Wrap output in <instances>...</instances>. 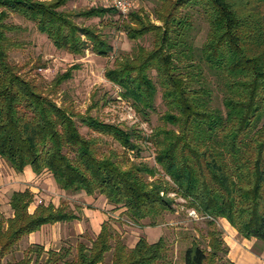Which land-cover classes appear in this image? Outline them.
<instances>
[{
  "label": "trees",
  "instance_id": "trees-1",
  "mask_svg": "<svg viewBox=\"0 0 264 264\" xmlns=\"http://www.w3.org/2000/svg\"><path fill=\"white\" fill-rule=\"evenodd\" d=\"M67 1L0 0V157L16 172L26 165L35 174L48 171L65 192L101 194L112 209L124 207L134 223L149 219L148 225H156L173 210L167 195L175 192L206 218L204 244L194 239L184 249L183 264H231L216 226L219 217L241 236L264 243V0H152L159 24L135 12L119 25L131 40L152 34L150 47L137 44L104 72L121 98L143 115L155 110L160 91L162 125L148 138L58 105L9 60L18 43L8 32L19 28L7 21L10 14L32 21L55 48L70 54L87 48L101 56L112 51L96 29L74 21L112 8L92 6L72 14L60 9ZM191 9L208 25L198 50L190 42ZM202 64L219 81L222 110L211 105L213 90ZM74 67L57 75L55 84L68 79ZM78 123L97 135L81 133ZM100 136L116 141L122 154L102 151ZM140 140L152 141L154 161L168 179L157 176L156 167L127 159L129 150L138 156ZM32 201L29 189L15 190L8 200L12 216L0 211V264H98L109 251V264H171L164 262V236L154 242L139 236L127 247L108 220L89 244L79 240L72 256L70 247L45 251L32 244L20 259L3 262L23 236L44 224L79 218L77 208L61 200L38 203L30 213Z\"/></svg>",
  "mask_w": 264,
  "mask_h": 264
},
{
  "label": "rangeland",
  "instance_id": "rangeland-1",
  "mask_svg": "<svg viewBox=\"0 0 264 264\" xmlns=\"http://www.w3.org/2000/svg\"><path fill=\"white\" fill-rule=\"evenodd\" d=\"M92 6L102 7L94 0H68L60 9L74 14ZM154 7L155 3L152 0H138L137 8L127 15L119 14L112 9V12H105L101 16L74 17L76 23L82 26L93 27L112 45V51L106 56L98 55L90 48H87L81 55H73L64 50L57 49L45 34L40 33L36 29L32 21L26 20L16 14H10L7 21L19 28L8 32V35L18 43L17 47L9 50V60L17 66L21 75L34 81L42 89L43 93L53 98L58 105L71 108L73 111L81 114L88 112L90 115L105 122L118 124L120 127L128 130L135 129L145 138H148L155 126L162 125L160 114L164 111L165 107L161 101L160 91L157 92L155 97V110L149 111L147 115H143L135 111L130 101L121 98L120 88L107 80L104 72L108 67L112 66L117 56L123 53H131L137 44H142L146 47L151 46V33L131 40L118 27H120L119 25L123 21H128L130 14L135 12L148 15L152 23L159 24V21L154 19ZM190 12L192 13L194 23V28L190 32V42L198 50L205 39L208 25L199 10L191 9ZM70 67H74L72 68L71 76L60 82V84H55V77ZM202 67L207 81L213 90L211 105L222 110V91L220 90L219 81L216 75L209 71L204 64H202ZM78 127L83 134L97 135L90 132L80 123H78ZM100 137V149L102 151L106 152L112 149L122 154L123 149L116 141L108 136ZM138 144L141 148L137 154L138 156H135L136 152L134 150H129L125 152L127 159L130 162H142L148 166L156 167L158 170L157 176L168 179L163 175L160 167L154 161L155 147L152 141L140 140ZM40 193L43 196H40ZM37 194L43 201L49 202L52 199H56L57 201L58 199L59 201L69 203L71 208L82 207L86 204L82 196H78L72 192H60L56 188L53 190L48 186L45 189L40 188ZM6 196L7 192L0 193L2 203L5 202ZM167 196L173 199V210L166 211L158 217L156 219L157 224L154 225L156 227L148 225L149 219H144L139 223L132 222L124 214L125 208L122 206L116 209L110 207L111 216H109L108 222L116 233V238L121 240L127 247H130L137 237L143 235L142 231L146 225L148 227L145 231L149 236L157 229L166 239L167 252L164 262L182 264L184 249L194 239L204 244L205 238L202 235H205L207 230L205 224L206 218L195 209L189 207L186 200L175 192H169ZM0 211L6 217L1 204ZM80 220L81 228L83 229V233L81 234H76L73 227H70V230L67 228L69 230L68 234L59 239V231L63 230V228L58 225L51 227L49 231L42 232V237L44 238L42 246H47V249L44 250H57L61 247H70V255L72 256L75 254V245L79 240L89 244V240L95 237V233L89 226L87 217L81 216ZM216 226L222 230L223 234L219 219L216 220ZM48 234L50 235L47 236ZM28 246L18 241L4 255L3 262L20 259ZM42 257H45V255L43 254ZM110 259L111 251L105 254L102 264H109ZM158 264L162 263L159 262Z\"/></svg>",
  "mask_w": 264,
  "mask_h": 264
},
{
  "label": "crops",
  "instance_id": "crops-1",
  "mask_svg": "<svg viewBox=\"0 0 264 264\" xmlns=\"http://www.w3.org/2000/svg\"><path fill=\"white\" fill-rule=\"evenodd\" d=\"M48 186L54 190L56 188L58 191L65 192L61 190L55 183L52 175L48 171H43L40 174H35L29 165H26L22 171H14L1 157H0V193L7 192L5 202L2 203L0 200L1 207L4 209V214L6 217H10L13 211L8 203L11 193L15 190L29 189L33 194V201L28 207V211L32 213L38 203H48V201H43L37 194L39 189H45ZM78 196H82L86 204L77 208V213L79 214L78 219H74L68 222H55L53 224H44L39 230L33 231L25 236H23L19 242L25 245L32 244H43L44 238L42 237V232L49 231V229L55 225L61 226L63 230L59 231L58 238L65 237L68 234L70 227L76 234L83 233L81 228L80 217L84 216L88 218L89 226L92 228L95 235L99 232L101 228V223L108 220L111 216V211H109L111 205L106 201L105 197L101 194L87 195L83 191L75 193ZM35 198H37L35 200ZM55 205L59 203V200L52 199L51 201ZM219 222L221 228L223 229V240L225 241L228 252L226 258L231 262V264H264V245L262 241L255 238H245L241 236L235 228H233L225 218L219 217ZM147 225L143 228V235L148 242L156 241L162 234L156 230L149 236L146 234L145 229ZM156 227V226H154ZM69 228V230H67ZM149 229V228H148ZM48 234L47 236H49ZM149 237V238H148ZM45 238H47L45 236ZM138 237L136 238V240ZM136 240L130 245L133 247ZM47 249V246H44ZM102 264V263H98ZM183 264V262H182Z\"/></svg>",
  "mask_w": 264,
  "mask_h": 264
},
{
  "label": "built area",
  "instance_id": "built-area-1",
  "mask_svg": "<svg viewBox=\"0 0 264 264\" xmlns=\"http://www.w3.org/2000/svg\"><path fill=\"white\" fill-rule=\"evenodd\" d=\"M103 7H110L122 15H127L137 8L138 0H94ZM195 213L194 210H192Z\"/></svg>",
  "mask_w": 264,
  "mask_h": 264
}]
</instances>
